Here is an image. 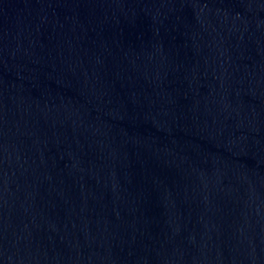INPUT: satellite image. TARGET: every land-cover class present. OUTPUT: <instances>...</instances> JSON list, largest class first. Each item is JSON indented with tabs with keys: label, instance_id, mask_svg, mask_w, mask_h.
I'll use <instances>...</instances> for the list:
<instances>
[{
	"label": "water",
	"instance_id": "water-1",
	"mask_svg": "<svg viewBox=\"0 0 264 264\" xmlns=\"http://www.w3.org/2000/svg\"><path fill=\"white\" fill-rule=\"evenodd\" d=\"M0 264H264V0H0Z\"/></svg>",
	"mask_w": 264,
	"mask_h": 264
}]
</instances>
